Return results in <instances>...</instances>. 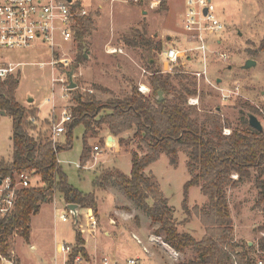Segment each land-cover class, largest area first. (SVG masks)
I'll list each match as a JSON object with an SVG mask.
<instances>
[{
    "label": "rangeland",
    "instance_id": "rangeland-1",
    "mask_svg": "<svg viewBox=\"0 0 264 264\" xmlns=\"http://www.w3.org/2000/svg\"><path fill=\"white\" fill-rule=\"evenodd\" d=\"M154 1L118 0L112 4L103 0H80L89 15L94 16L95 28L81 52L88 59L77 71L72 69L80 52L76 41L74 44H60V53H67L57 54V58L72 59L68 66H52L54 53L44 45L37 44L29 50L4 53L10 62L20 64L17 71L20 75L17 101L28 109L39 110L37 117L32 119L36 129L29 131L31 136L39 140L51 139L52 128L60 122L63 109L71 111L75 105L72 101L73 93L93 95L98 100L107 101L114 96L130 95L134 87L140 91L141 86H146L147 91L143 94L157 99L158 93L153 94L149 83L151 74L155 71H160L162 75L171 74L175 83L177 81L174 77L177 74L195 81L197 95L189 99L188 105L198 108L200 122L204 121V114L207 112L219 114L223 119L224 134L239 126L241 117L250 114L247 106L264 110V51L260 49L264 41V0H212L215 14L225 29L208 38L205 53L196 51L194 40L192 39L191 44L189 37L187 38L183 26L186 8L184 0H165L167 11L161 7L162 0L152 8ZM100 5L102 9L99 8ZM141 10L146 11L147 15L143 16ZM125 38H136L140 43L145 39L154 45L162 43L163 50H149L147 45L131 47L124 41ZM106 44L113 49H122L123 52L107 54ZM69 48H73L72 51L68 52ZM191 48L192 51H188ZM169 49L181 50L185 56L178 60L172 70L169 68L166 71L163 66L167 60L163 53ZM247 60L256 61L257 66L244 70L242 67ZM72 71L76 89L68 90L70 82L67 75ZM198 72L204 73L198 77L195 75ZM31 99L33 102H29ZM53 105L56 106L54 114L51 113ZM258 118L264 126V120ZM105 127L98 129L97 135H88L91 154L88 165L82 170L80 158L84 149V126L75 128L73 147L58 155L69 183L85 194L95 193L100 230L97 229L95 236L89 234L86 209L79 210L76 228L75 219L67 209L64 196L56 192L49 203L42 205L40 213L32 217L30 242L17 238L16 256L19 264H63L66 255L59 254L57 247L60 244L73 246L78 230L87 239V248L90 251L98 250L100 255L108 257L110 263L118 261L119 264H124L130 259L147 256L131 230L142 226L151 227L150 218L115 183H108L105 190L93 187L96 177L107 169H117L130 175L131 153L135 151L143 156L147 150L142 142L133 139L134 131L123 135L126 140L123 146L119 145L118 138L114 139L115 143L108 142L107 136L110 133ZM12 133V119L0 113V161L6 163L12 160ZM65 140L66 132L57 138L56 144H64ZM95 146L101 149L97 154L94 152ZM189 163L190 157L184 151L179 153L176 166H172L170 157L163 154L147 172L169 200L180 231L189 232L200 240L206 231L199 212L209 205L200 187H193L186 197L184 195V186L193 176ZM89 165L90 169L87 168ZM197 173L198 171L195 174ZM257 179L254 172L238 188L227 189L234 222L233 237L239 245L238 251L247 249L248 242L254 243V248L259 247L262 238L259 228L264 225V205L256 207L259 194ZM32 185L33 188L43 186L40 176L32 178ZM185 198L191 213V219L187 222L183 209ZM62 217H67V221H63ZM155 230L154 228L152 233ZM150 250L152 260L155 259L160 264H189L194 256L193 251L185 254L172 251V256L168 255L160 240L159 243L150 245Z\"/></svg>",
    "mask_w": 264,
    "mask_h": 264
},
{
    "label": "trees",
    "instance_id": "trees-1",
    "mask_svg": "<svg viewBox=\"0 0 264 264\" xmlns=\"http://www.w3.org/2000/svg\"><path fill=\"white\" fill-rule=\"evenodd\" d=\"M161 7L167 11L165 0H162ZM94 28L93 16L79 19L75 41L80 52L72 66L74 71L85 63L86 58L81 52L87 46V38ZM124 41L131 47L147 45L149 50H163L162 43L154 45L145 39H142V43L136 38H125ZM260 49L264 51V41ZM174 78L176 83L172 81L171 74L162 75L160 71L151 74L149 83L153 94L162 90L166 95L163 102L143 94L137 87L126 97L114 96L107 101L98 100L93 95L73 93V120L66 126L64 144L55 145L49 138L39 140L29 134L30 130L36 129L32 119L37 117L39 110L28 109L17 101L20 75L0 79V112H5L13 123L12 160L9 163L0 161V175L6 177L15 172H29L33 177L40 176L43 183L42 187L20 192L15 213L0 236V264H19L16 256L17 238L30 242L32 217L40 213L42 205L49 203L56 192L64 196L66 204L91 209L98 221L95 193L85 194L70 184L58 157L61 152L73 147V132L80 125L85 128L81 170L90 159L91 148L87 141L90 133L97 135V130L106 126L111 137L118 138L119 145L123 146L126 143L123 135L134 131L133 139L143 143L146 154L140 156L133 151L130 175L117 169H107L96 177L93 187L105 190L108 183H115L150 218L152 224L158 226L156 234L173 250L182 254L193 251L194 256L189 264H233L235 260L245 263L249 259L253 247L238 251L239 245L234 241V222L227 189L238 188L255 172L259 190L256 207L264 205V132L252 128L249 123L250 115L264 120V110L247 106L250 114L241 117L240 125L233 128L230 135H226L219 114L207 112L204 121L200 122L198 108L188 105L189 99L197 95L196 82L182 78L179 74ZM181 151L188 153V167L193 175L184 186L185 197L191 188L200 187L208 200V208L199 212L206 231L200 240L189 232L180 231L169 200L147 172L163 154L170 157L172 166H176ZM234 175L238 176L237 180L233 179ZM183 209L187 222L191 219V213L186 198ZM259 231H264V225ZM85 245V239L78 230L68 264H73L79 254L89 259ZM259 249L264 251V237L260 240Z\"/></svg>",
    "mask_w": 264,
    "mask_h": 264
},
{
    "label": "built area",
    "instance_id": "built-area-1",
    "mask_svg": "<svg viewBox=\"0 0 264 264\" xmlns=\"http://www.w3.org/2000/svg\"><path fill=\"white\" fill-rule=\"evenodd\" d=\"M116 2L118 0H103ZM125 2H139L142 0H124ZM161 0H155L151 7L158 6ZM186 12L183 26L188 34L190 43L192 39L196 44V51L205 53L208 38L224 31L225 26L215 14V6L212 0H185ZM205 10L207 14L205 15ZM89 12L82 6L80 0H0V79L5 80L10 75H16L20 64L12 63L6 57L7 52L29 50L35 45L49 47L54 53L52 66L63 64L68 66L72 59L63 57L58 59L57 54H66L67 51L60 53V44H74L76 33L79 27V19L88 16ZM73 48H69L72 51ZM188 51H192V48ZM166 57V71L174 67L178 60L185 56L181 50L169 49L164 53ZM224 57V56H223ZM43 66V64H42ZM204 72L195 73L198 77ZM60 81L64 82L63 79ZM69 90V89H68ZM145 93L143 88H140ZM53 105L51 113H55ZM72 112L67 108L61 113L60 122L53 126L51 141L56 144L57 138L66 132V126L72 122ZM34 121V120H33ZM230 135L231 132H225ZM100 147H94V152H100ZM32 173L15 172L12 175L3 177L0 175V236L4 226L12 218L16 210L19 194L22 190L33 188ZM238 176L234 175L233 179ZM67 221V217H62ZM87 231L91 236H95L98 229V221L91 209L87 210ZM82 232V231H81ZM264 237V232L260 233ZM139 241V240H138ZM140 242V241H139ZM74 246V245H73ZM70 244H60L57 247L59 254L66 255L68 264L69 256L73 252ZM148 252L147 250H145ZM55 264H58L55 262ZM73 264H111L109 259L95 258L85 259L81 254L77 255ZM126 264H144L138 259L129 260ZM233 264H264V251L259 247L254 249V253L249 256L245 263L235 260Z\"/></svg>",
    "mask_w": 264,
    "mask_h": 264
},
{
    "label": "crops",
    "instance_id": "crops-1",
    "mask_svg": "<svg viewBox=\"0 0 264 264\" xmlns=\"http://www.w3.org/2000/svg\"><path fill=\"white\" fill-rule=\"evenodd\" d=\"M106 2H110V1H106ZM184 2H185V0H184ZM110 3H112V4H114V3H116V2H110ZM112 4H110L111 6H112ZM185 5H186V2H185ZM168 7H169V4H168ZM99 8H101L102 9V6L100 5L99 6ZM168 9V8H167ZM169 9H170V7H169ZM142 11V14H143V16H146L147 15V12L146 11H144V10H141ZM169 11V10H168ZM185 12H186V8H185ZM184 16H185V13H184ZM94 17V16H93ZM183 20H184V18H183ZM93 22H94V20H93ZM95 25V24H94ZM139 35H141V34H139ZM187 38H188V34H187ZM108 43V42H107ZM127 44V43H126ZM128 45V44H127ZM109 48V50H107ZM119 51H121V52H123V50L122 49H116V48H111L110 47V45L109 44H106V53L107 54H111V53H115V52H119ZM163 55H164V53H163ZM166 65H167V63L166 64H164V68L166 69ZM82 66V65H81ZM80 66V67H81ZM79 67V68H80ZM78 68V69H79ZM77 69V70H78ZM19 73V72H18ZM142 88L144 87V89H146L145 91H147V87L146 86H141ZM105 129H107L106 127H105ZM108 131V130H107ZM111 137V134H109L108 136H107V141L108 142H113V143H115V140H113V141H109V138ZM114 139V138H113ZM96 147V146H95ZM99 147V146H98ZM95 155V154H94ZM60 161V160H59ZM87 165H88V163H87ZM86 167V166H85ZM90 165L87 167V168H89L90 169ZM86 210H89V209H86ZM151 227H149V228H144L143 226H142V228H135V229H133V230H131V232H132V235H133V237H134V239L140 244V245H142L143 246V251L147 254V256L146 257H144V258H140L142 261H143V263L144 264H160L158 261H155V259L154 260H152V258H151V256H150V254L152 255V252H151V250H150V245H153V244H155V243H159V240L161 241V243H162V245H163V249L166 251V253H167V251H168V255H171V252L172 251H174V252H176L175 250H173L167 243H165L164 242V240H163V238L161 237V236H159V235H157L156 234V230H157V225H153L152 224V222H151ZM154 228L156 229L153 233H152V231L154 230ZM98 230H100L99 228H98ZM98 230H97V232H98ZM81 233H83V232H81ZM110 233H107V235H109ZM83 235V234H82ZM83 238L85 239V242H86V245H85V248H86V250H87V252H88V254H89V257L90 258H95V259H98V260H100V259H102V258H107L108 259V257L107 256H105V255H100V252L98 251V250H94V251H90L88 248H87V239L85 238V236L83 235ZM140 242H139V241ZM156 240L158 241V242H156ZM248 246L249 247H253V249L251 250V252H250V255H252L253 253H254V243H252V242H248ZM145 250H147L148 252H146ZM241 251V250H240ZM178 253V252H177ZM172 256V255H171ZM170 257V256H169ZM139 257H137L136 259H138ZM130 260H132V259H130ZM129 261V260H128ZM127 261V262H128ZM127 262H125L124 264H126ZM111 264H113V263H111ZM114 264H119L118 263V261H116V263H114Z\"/></svg>",
    "mask_w": 264,
    "mask_h": 264
},
{
    "label": "water",
    "instance_id": "water-1",
    "mask_svg": "<svg viewBox=\"0 0 264 264\" xmlns=\"http://www.w3.org/2000/svg\"><path fill=\"white\" fill-rule=\"evenodd\" d=\"M70 1V0H69ZM205 15L207 14V11L205 10ZM85 58L88 59V56L85 54ZM257 66V62L254 60H247L245 65L242 67L244 70H249L253 67ZM68 79L70 82V85L68 87L69 90H74L76 89V84L73 83V76H74V72L72 71L71 73H69L68 75ZM158 102H163L165 100L164 98V92L162 90L158 91V97H157ZM29 102H33V99L29 100ZM1 115L5 116L6 113L5 112H0ZM249 123L251 125L252 128L258 130L259 132H263L264 131V126L262 124V122L259 120V118L255 115H250L249 116ZM113 137L109 138V141H113ZM67 209L72 213L74 219H75V223H76V228H78V222H79V210L82 209L79 205L76 204H68L67 205Z\"/></svg>",
    "mask_w": 264,
    "mask_h": 264
},
{
    "label": "bare ground",
    "instance_id": "bare-ground-1",
    "mask_svg": "<svg viewBox=\"0 0 264 264\" xmlns=\"http://www.w3.org/2000/svg\"><path fill=\"white\" fill-rule=\"evenodd\" d=\"M144 90H146V89H144Z\"/></svg>",
    "mask_w": 264,
    "mask_h": 264
}]
</instances>
